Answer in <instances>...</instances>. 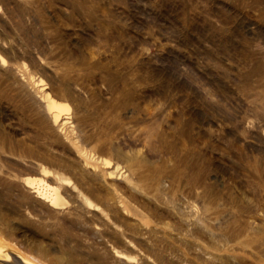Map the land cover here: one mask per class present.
<instances>
[{"label":"rangeland","instance_id":"rangeland-1","mask_svg":"<svg viewBox=\"0 0 264 264\" xmlns=\"http://www.w3.org/2000/svg\"><path fill=\"white\" fill-rule=\"evenodd\" d=\"M0 244V264H264V0H0Z\"/></svg>","mask_w":264,"mask_h":264},{"label":"bare ground","instance_id":"bare-ground-1","mask_svg":"<svg viewBox=\"0 0 264 264\" xmlns=\"http://www.w3.org/2000/svg\"><path fill=\"white\" fill-rule=\"evenodd\" d=\"M46 98L47 109L52 112L54 121H57L61 114L62 106L52 97H48V94ZM25 183L28 186L34 188L35 191H37L39 195L44 198L50 206L60 207L68 202L66 197L63 195L60 187L56 184L49 183L43 177H27ZM1 252H3L2 244H0V254Z\"/></svg>","mask_w":264,"mask_h":264}]
</instances>
